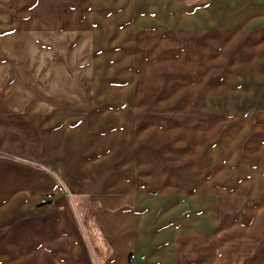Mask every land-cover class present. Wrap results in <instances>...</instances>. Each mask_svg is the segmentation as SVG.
<instances>
[{"label":"crops","instance_id":"0c3cea01","mask_svg":"<svg viewBox=\"0 0 264 264\" xmlns=\"http://www.w3.org/2000/svg\"><path fill=\"white\" fill-rule=\"evenodd\" d=\"M198 1L0 0V234L9 229L10 264H210L206 253L193 262L187 251L196 230L202 235L207 222H218L217 196H239L217 186L224 170L238 174L235 154L215 178L203 168L204 191L160 189L159 159L141 149L136 134L133 140V126L122 144L119 128L112 145L111 130L89 119L93 111L101 118L113 112L120 122L131 116L94 108L96 85L104 82L94 70L106 66L96 53L111 51V40L125 51L126 37L117 38L135 33L143 3L174 5L191 17L184 6ZM49 70H60L61 81ZM262 123L261 152L241 165L250 184L239 189L264 206V113ZM48 195L54 201L40 205ZM222 259L218 254V264Z\"/></svg>","mask_w":264,"mask_h":264},{"label":"rangeland","instance_id":"374dc122","mask_svg":"<svg viewBox=\"0 0 264 264\" xmlns=\"http://www.w3.org/2000/svg\"><path fill=\"white\" fill-rule=\"evenodd\" d=\"M184 7L191 17L174 11V5L146 9L143 3L135 33L117 38L126 37L125 51L117 50L124 46L111 40V51L96 53V57L105 56L98 63L106 66L94 70L104 78L96 85L94 108L123 109L122 114L131 116H122L120 122L121 117L116 119L113 112L101 118L93 111L96 115L89 119L111 130L112 145L118 143L119 128L121 143L133 126V140L136 134L141 149L153 151L151 155L159 159L164 173L157 184L160 189H184L188 194L204 191V181L198 179L203 168L207 179L224 172L217 186L223 188L222 194L233 190L239 196H217L214 216L218 222L201 226L202 235L196 230L187 252L193 262L206 253L210 264L220 262L218 254L222 264H264L262 197L252 199L239 189L250 184L243 180L241 165L249 161L250 153L261 152L264 0H201ZM49 71L56 83L63 78L60 70ZM47 126L50 135V118ZM111 151L115 157L120 155V148ZM234 154L238 174L221 172ZM261 159L254 158L256 162ZM147 171L143 165L141 174ZM188 174L190 180H186ZM4 233L0 234V264H10L6 250L10 236Z\"/></svg>","mask_w":264,"mask_h":264},{"label":"built area","instance_id":"2783aa9c","mask_svg":"<svg viewBox=\"0 0 264 264\" xmlns=\"http://www.w3.org/2000/svg\"><path fill=\"white\" fill-rule=\"evenodd\" d=\"M53 201H54L53 195H48L40 201V205L45 206L52 203ZM132 259H134V257Z\"/></svg>","mask_w":264,"mask_h":264}]
</instances>
